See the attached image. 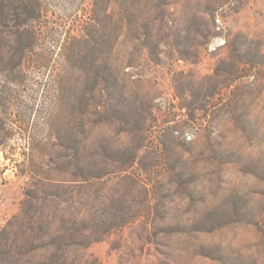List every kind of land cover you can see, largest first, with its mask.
Listing matches in <instances>:
<instances>
[{"label":"rangeland","instance_id":"rangeland-1","mask_svg":"<svg viewBox=\"0 0 264 264\" xmlns=\"http://www.w3.org/2000/svg\"><path fill=\"white\" fill-rule=\"evenodd\" d=\"M3 8L0 264H264V0Z\"/></svg>","mask_w":264,"mask_h":264},{"label":"trees","instance_id":"trees-1","mask_svg":"<svg viewBox=\"0 0 264 264\" xmlns=\"http://www.w3.org/2000/svg\"><path fill=\"white\" fill-rule=\"evenodd\" d=\"M4 0H0V22L3 21L5 18V15H7L8 12H6L3 8ZM14 11V10H13ZM12 15H15V12H10Z\"/></svg>","mask_w":264,"mask_h":264},{"label":"built area","instance_id":"built-area-1","mask_svg":"<svg viewBox=\"0 0 264 264\" xmlns=\"http://www.w3.org/2000/svg\"><path fill=\"white\" fill-rule=\"evenodd\" d=\"M0 221H1V217H0Z\"/></svg>","mask_w":264,"mask_h":264}]
</instances>
